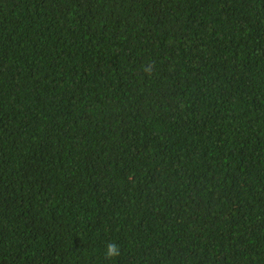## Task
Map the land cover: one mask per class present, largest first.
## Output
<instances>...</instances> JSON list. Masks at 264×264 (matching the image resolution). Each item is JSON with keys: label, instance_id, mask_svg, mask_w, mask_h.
Returning <instances> with one entry per match:
<instances>
[{"label": "trees", "instance_id": "1", "mask_svg": "<svg viewBox=\"0 0 264 264\" xmlns=\"http://www.w3.org/2000/svg\"><path fill=\"white\" fill-rule=\"evenodd\" d=\"M0 264H264V0H0Z\"/></svg>", "mask_w": 264, "mask_h": 264}, {"label": "clouds", "instance_id": "2", "mask_svg": "<svg viewBox=\"0 0 264 264\" xmlns=\"http://www.w3.org/2000/svg\"><path fill=\"white\" fill-rule=\"evenodd\" d=\"M146 72H149V68H145ZM105 255L108 258L118 257L120 255V248L116 243H108L105 247Z\"/></svg>", "mask_w": 264, "mask_h": 264}]
</instances>
